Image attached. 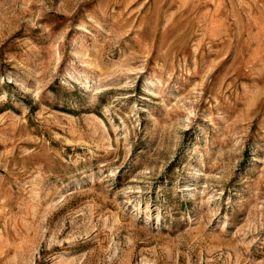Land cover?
I'll use <instances>...</instances> for the list:
<instances>
[{"label":"rangeland","instance_id":"1","mask_svg":"<svg viewBox=\"0 0 264 264\" xmlns=\"http://www.w3.org/2000/svg\"><path fill=\"white\" fill-rule=\"evenodd\" d=\"M0 264H264V0H0Z\"/></svg>","mask_w":264,"mask_h":264}]
</instances>
